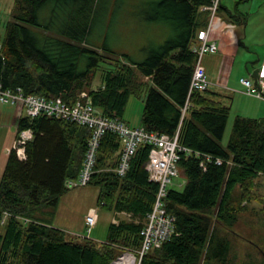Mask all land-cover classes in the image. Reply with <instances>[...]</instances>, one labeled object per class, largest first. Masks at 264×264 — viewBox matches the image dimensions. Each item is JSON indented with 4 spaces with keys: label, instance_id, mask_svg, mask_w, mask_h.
I'll return each instance as SVG.
<instances>
[{
    "label": "trees",
    "instance_id": "1",
    "mask_svg": "<svg viewBox=\"0 0 264 264\" xmlns=\"http://www.w3.org/2000/svg\"><path fill=\"white\" fill-rule=\"evenodd\" d=\"M101 1L14 0L0 33V85L67 102L87 91L103 115L121 119L130 96L145 92L141 126L170 135L180 127L178 141L192 153L180 152L184 189L169 187L165 198L166 211L176 216L175 230L141 264H229L231 242L218 234L219 226L230 229L244 202L256 200L264 210V192L255 191L256 179L264 176V117L236 116L226 148L231 104L219 93L193 91L182 116L197 59L193 46L215 0H141L145 19L174 31L141 61L106 54L105 43L92 41ZM102 67V82L93 87ZM16 126L17 134L31 128L34 136L25 145L26 159L9 152L0 177V264H110L124 250L141 247L158 191L145 168L151 145H140L127 174L119 176L109 169L118 162L120 139L104 135L89 184L100 187L103 206L131 218L112 222L105 242H78L37 213L57 207L70 190L65 182L80 171L90 128L45 115L19 117Z\"/></svg>",
    "mask_w": 264,
    "mask_h": 264
},
{
    "label": "rangeland",
    "instance_id": "2",
    "mask_svg": "<svg viewBox=\"0 0 264 264\" xmlns=\"http://www.w3.org/2000/svg\"><path fill=\"white\" fill-rule=\"evenodd\" d=\"M140 2L141 0L101 1L94 22L92 41L100 46L105 43L107 49L102 50L103 52L120 58L123 57L121 54H128L134 60L141 61L152 49L174 34L168 24L145 19L140 10ZM13 6L14 0H0L2 36L11 19ZM208 27L210 40H216L219 48L217 52L206 53L204 56V63L209 64L207 75L209 78L213 76L218 82L210 85V91L219 92L229 104L237 91L245 92L240 78L254 79L264 65V0H220V5L210 13L206 28ZM104 65L106 64L103 63L102 66ZM102 69L103 67L96 73L93 87L101 84ZM228 85L231 86L229 88L234 87V90L227 88ZM145 97V92L139 96L131 95L127 102L123 119L131 126L141 125ZM244 97L246 103L252 104L251 96L245 94ZM235 101L237 108L230 113V124L226 125L222 139L226 148L235 111L245 106L243 98L240 100L236 97ZM15 113L16 107L13 104L0 101V156L7 153V140L16 131ZM186 181L180 174L173 179L170 187L183 190ZM256 181L255 191L264 192V176L258 177ZM99 194L100 187L95 184L72 188L60 199L57 207H46L37 216L64 229L69 238L78 242H83L86 238L105 242L109 226L115 219L119 222L120 218L131 217L125 213L118 216L116 211L103 206L99 201ZM244 204L246 209L239 214L236 223L230 229L219 226L218 234L226 236L231 242L229 264H264V210L256 200ZM96 207L98 222L88 233L85 217L91 208ZM3 232L4 226L0 224V234Z\"/></svg>",
    "mask_w": 264,
    "mask_h": 264
},
{
    "label": "built area",
    "instance_id": "3",
    "mask_svg": "<svg viewBox=\"0 0 264 264\" xmlns=\"http://www.w3.org/2000/svg\"><path fill=\"white\" fill-rule=\"evenodd\" d=\"M217 5L216 0L211 9L215 10ZM197 39V43L193 46L197 59L190 82L188 98L181 108L182 115L190 107V95L193 91L209 89L210 81L202 59L206 53H215L219 49L216 41L210 40V27L200 30ZM240 82L245 87V92L248 95L264 99V65L257 77H254V79L241 77ZM0 101L13 104L17 109L18 118L29 117L33 119L45 115L51 118L74 121L90 128L91 132L80 171L77 177L69 178L65 182L66 187L69 189L89 185L96 171L99 149L106 133H114L121 142L118 162L109 169L119 176L127 174L131 161L140 145H151L145 168L149 174V179L158 184V191L153 209L148 214L147 221L141 230V247L137 250H124L110 264H141L146 253L161 247L170 238L175 230L176 216L166 211L165 198L173 179L180 175L178 165L181 158L180 152L192 153L191 149L180 145L178 141L179 129L175 134L170 135L164 132L147 130L141 125L131 126L119 117L105 116L98 107L93 105L87 91H82L73 102H67L61 96L45 97L38 94H25L21 87L13 89L3 88L0 85ZM33 136L34 133L31 128L22 130L17 134L10 150L14 149L21 160L26 159L25 145L32 140ZM207 158L210 159V156ZM216 163L221 164L222 159L217 158ZM201 164L203 165V162ZM128 215L131 217L130 214ZM7 216L8 212H5L2 223ZM98 218L97 207L91 208L85 217L88 233L98 222ZM116 220L115 222H117Z\"/></svg>",
    "mask_w": 264,
    "mask_h": 264
},
{
    "label": "crops",
    "instance_id": "4",
    "mask_svg": "<svg viewBox=\"0 0 264 264\" xmlns=\"http://www.w3.org/2000/svg\"><path fill=\"white\" fill-rule=\"evenodd\" d=\"M216 41V40H215ZM205 56V55H204ZM204 56H203V59H202V62L204 64V66L206 67V71L209 67V64L207 63H204ZM263 67V66H262ZM261 67V68H262ZM261 70V69H260ZM259 70V71H260ZM257 76H258V73H257ZM209 78V76H208ZM209 81H210V85L211 84H214V83H218L217 80L213 77V76H210L209 78ZM226 86V85H225ZM231 86H227V88H229ZM210 89V87H209ZM231 90H234V87L233 88H229ZM237 91V90H236ZM238 92V93H237ZM234 96L231 98L232 100H230V104H231V111L230 113L233 111V109L237 108V106L235 105L236 104V101H235V98L238 97L240 100L243 98V104L245 105L244 107H241L239 109H237L235 111V115L233 116V118L235 119L236 116H244V117H253V118H259V117H264L262 115H264V99H261V98H258V97H255V96H252V95H249L251 96L253 99V102L252 104H249V103H246L244 101V96L245 94L248 95L247 93L245 92H242V91H237ZM216 93H219V92H216ZM238 94H241V95H238ZM243 94V95H242ZM18 118V114H17V109H16V113H15V126H16V119ZM230 118H231V114L228 118V122L227 124H230ZM124 120V119H123ZM128 123V122H127ZM234 123V121H233ZM129 124V123H128ZM130 125V124H129ZM139 126V125H138ZM14 133L10 136V138H8L7 140V150H10L13 146V142L15 141L16 137H17V129L16 131H13ZM8 155H9V151H7V153H3L2 156H0V177L2 176L3 172H4V169H5V166H6V163H7V159H8ZM119 216V214H117ZM116 220V219H115ZM57 227V226H55ZM59 227V226H58Z\"/></svg>",
    "mask_w": 264,
    "mask_h": 264
},
{
    "label": "bare ground",
    "instance_id": "5",
    "mask_svg": "<svg viewBox=\"0 0 264 264\" xmlns=\"http://www.w3.org/2000/svg\"><path fill=\"white\" fill-rule=\"evenodd\" d=\"M185 114H186V113H185ZM185 114H184V115H182V116H185ZM178 129H179V131H180V127H179ZM178 129H177V130H178Z\"/></svg>",
    "mask_w": 264,
    "mask_h": 264
}]
</instances>
